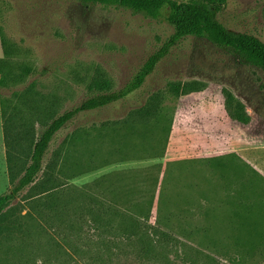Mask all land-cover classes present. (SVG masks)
<instances>
[{"label": "rangeland", "instance_id": "374dc122", "mask_svg": "<svg viewBox=\"0 0 264 264\" xmlns=\"http://www.w3.org/2000/svg\"><path fill=\"white\" fill-rule=\"evenodd\" d=\"M168 14L153 20L78 0H0L8 51L2 69L17 80L0 86V195L30 163L24 142L23 162L11 172L6 123L22 134L31 121L38 138L51 113L63 115L97 94L95 80L124 89L174 34ZM218 20L264 42V0H229ZM26 68L30 74L20 79ZM194 82L205 89L181 97L172 90ZM224 89L245 105L249 125L229 117ZM145 109L153 113L143 117ZM240 138L250 139L252 163L264 164V71L205 39L183 40L139 91L81 114L59 133L37 182L13 204L24 227L1 242L0 264H264V181L252 173L250 202L234 203L225 221L216 204L195 201L184 179L186 190L159 180L171 142L180 158L208 139L238 146ZM133 222L134 237L127 233ZM156 231L176 241L160 242Z\"/></svg>", "mask_w": 264, "mask_h": 264}, {"label": "trees", "instance_id": "16d2710c", "mask_svg": "<svg viewBox=\"0 0 264 264\" xmlns=\"http://www.w3.org/2000/svg\"><path fill=\"white\" fill-rule=\"evenodd\" d=\"M78 1L85 5L122 8L136 14H143L153 20L161 19L164 12L169 11L167 22L174 28V34L160 51L148 59L134 79L124 89L116 92L113 91L112 85L108 80H95L92 83L91 90L97 94L83 102L80 106L65 112L63 115L54 117V112L51 113L48 118L50 120L41 123L44 131L38 138L31 134V121L24 123L25 130L22 134L13 131L11 122L8 121L6 123L5 132L8 145V163L11 172L16 167V163L23 162L19 158L21 152L18 148H21L24 142L29 144L30 163L23 168L20 180L11 191L7 194L0 195V244L3 241L12 242L13 235L24 227L21 218L17 217V212L13 204L25 190L37 182L38 176L43 171L45 158L59 133L68 129L81 114L104 109L114 103L127 99L139 91L148 78L153 75L162 60L183 40L190 37L205 39L216 47L233 54L244 64L260 68L264 71V42L251 34L231 32L218 20V16L224 11L229 0ZM1 37L6 59L8 57L6 42L2 34ZM5 59L0 60V74H4L0 78V86L7 85L9 81L17 82V80L13 79L14 75L12 73L3 72L2 66L5 64ZM21 74L20 79H23L30 74V70L26 68ZM204 89V85L197 82L185 84L184 86L182 84H175L172 88L178 97L202 92ZM223 94L229 117L242 125H249L252 119L245 105L228 89H224ZM46 113L45 111L44 114ZM152 113L151 109H145L141 112V115L146 117ZM153 203L151 204L147 219L150 218L153 211ZM27 218H31V216L28 215ZM129 231L127 233H130L133 237L138 235V224L133 222V229ZM154 237L160 242H168V240L170 242L176 241L165 232L156 231ZM140 240L144 244V249H146V238L143 237Z\"/></svg>", "mask_w": 264, "mask_h": 264}, {"label": "crops", "instance_id": "0c3cea01", "mask_svg": "<svg viewBox=\"0 0 264 264\" xmlns=\"http://www.w3.org/2000/svg\"><path fill=\"white\" fill-rule=\"evenodd\" d=\"M0 38L2 43L1 32ZM3 54L4 57H0V60L5 59L4 49ZM240 140L238 146H228L226 140L208 139L205 146L195 148L193 156L180 158L178 156L182 154L181 148L176 151L175 144L171 142L164 164L161 165L160 183L163 179L169 178L170 182L177 183L175 185L178 188L186 190L185 184L180 180L184 179L187 182L186 186L193 191L196 202L216 204V211L220 209L221 213L226 214H221V218L228 220V212L235 210L234 203L250 202L252 173L264 181L256 173V171L262 172L261 169L264 170V164L251 161L250 139L240 138ZM183 165L187 167L183 169ZM191 172L194 173L193 182L188 175ZM186 174L189 177H187L188 180ZM262 175L264 176L263 173ZM221 204H223L222 207ZM201 207L197 205L199 210Z\"/></svg>", "mask_w": 264, "mask_h": 264}]
</instances>
